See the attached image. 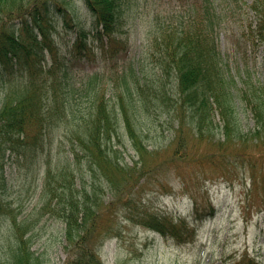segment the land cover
Wrapping results in <instances>:
<instances>
[{
	"label": "trees",
	"instance_id": "16d2710c",
	"mask_svg": "<svg viewBox=\"0 0 264 264\" xmlns=\"http://www.w3.org/2000/svg\"><path fill=\"white\" fill-rule=\"evenodd\" d=\"M219 1L181 0L177 21L170 20L174 14L155 21L146 76L129 60L123 36L133 0H82L87 27L69 0H0V264H45L31 249L43 215L63 225L71 248L65 264H104L97 250L120 216L178 244L193 241L184 218L141 204L150 184L169 187V175L184 186L197 221L216 213L205 188L216 179L244 177L246 201L264 212V85L246 67L240 87L231 86ZM249 9L243 48L263 50L264 71V0ZM61 28L74 34L71 43L55 41ZM98 53L110 82L102 84L95 71L75 75ZM161 115L172 122V138L149 149L144 127ZM119 129L137 156L131 164L120 158ZM9 161L23 170L20 190L42 181L36 211L23 218L7 196ZM240 264L260 263L244 258Z\"/></svg>",
	"mask_w": 264,
	"mask_h": 264
},
{
	"label": "rangeland",
	"instance_id": "374dc122",
	"mask_svg": "<svg viewBox=\"0 0 264 264\" xmlns=\"http://www.w3.org/2000/svg\"><path fill=\"white\" fill-rule=\"evenodd\" d=\"M252 2L253 0L219 1L223 14L219 33L221 52L233 88L240 87L246 67L252 71L253 79L264 85L263 50L253 48L252 45H245L243 48L241 39L243 26L253 19V13L249 9ZM69 3L75 16L87 27L89 16L82 0H69ZM133 3V16L131 14L123 36L127 37L130 47L129 60L137 64L144 75L150 76L152 66L147 59V51L150 38L154 35V23L158 19L161 22L177 21L183 8L181 0H133ZM172 14L174 16L170 18ZM59 32V35L54 36L58 44L73 41V33L62 31V28ZM94 71L103 76L100 77L102 84L111 81V72L104 71V58L99 53L93 62L80 63L75 75L79 77ZM118 91L120 90L114 92ZM105 92L107 97H112L111 85ZM242 116L244 123L251 125L250 115L243 113ZM171 123L165 115H161L152 124L145 125L144 134L147 139L144 142L149 149L166 146L173 135ZM119 132L120 158L131 164L137 160V156L124 130L119 129ZM5 175L9 186L7 196L15 209L14 214L23 218L36 211L42 181L20 190L23 170L12 161L6 164ZM166 184L169 187L164 190L150 184L140 195L143 201L141 204L155 213L163 212L174 218H184L186 227L194 230V240L178 244L171 238L151 232L120 216L114 228L116 231L106 236L97 250L104 264H240L244 258L255 259L264 264V212L250 207L246 201L244 177L231 181L216 179L205 183L217 210L214 216L204 217L203 221L195 219L191 201L178 179L169 175ZM105 199H110L108 193H105ZM204 203L201 199V208ZM201 214L206 215V212ZM62 229L63 225L58 220L43 215L33 231L31 249L45 264H65L69 257L71 248L66 244Z\"/></svg>",
	"mask_w": 264,
	"mask_h": 264
}]
</instances>
